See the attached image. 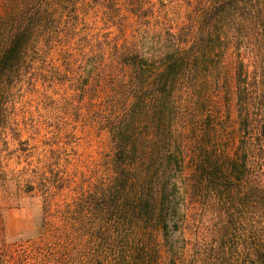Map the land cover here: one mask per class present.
<instances>
[{"label":"trees","instance_id":"obj_1","mask_svg":"<svg viewBox=\"0 0 264 264\" xmlns=\"http://www.w3.org/2000/svg\"><path fill=\"white\" fill-rule=\"evenodd\" d=\"M0 194V264H264V0H0Z\"/></svg>","mask_w":264,"mask_h":264},{"label":"rangeland","instance_id":"obj_2","mask_svg":"<svg viewBox=\"0 0 264 264\" xmlns=\"http://www.w3.org/2000/svg\"><path fill=\"white\" fill-rule=\"evenodd\" d=\"M77 136L82 140L78 147L77 163L79 165V171L82 175H88L93 169L95 163L99 161L101 155L107 149V140L105 135L97 134L94 131H86L80 125L77 128ZM16 145L11 146V150L15 149ZM16 159L10 161L11 165H15ZM1 198V194H0ZM38 211L35 202L26 201L25 205L21 209L8 208L0 201V221L7 228L10 229V234L14 235L20 231L21 228L27 227L29 225L30 213H36Z\"/></svg>","mask_w":264,"mask_h":264}]
</instances>
